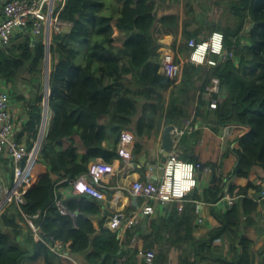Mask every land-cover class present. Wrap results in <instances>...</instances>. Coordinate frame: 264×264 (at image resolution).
<instances>
[{"label":"trees","instance_id":"1","mask_svg":"<svg viewBox=\"0 0 264 264\" xmlns=\"http://www.w3.org/2000/svg\"><path fill=\"white\" fill-rule=\"evenodd\" d=\"M196 1L183 0L181 15H160L161 9L175 7L181 0H61L54 8L53 17L71 27L52 37L48 98L52 119L38 159L46 170L27 190L20 209L27 215L39 212V235L68 243L74 258L84 256L83 264H111L112 258L117 263L123 259L122 264H137L138 249L118 254L129 245L133 232L126 231L123 238L103 228L102 222L95 230L92 219L102 209L98 200L86 195L65 199L63 188L87 173L92 162L110 163L116 158L113 150L123 130L133 129L137 137L134 155L158 136L163 125L180 126L191 110L214 133L225 126L246 128L231 149L235 164L223 175L219 164L212 163L215 182L202 189V196L196 186L180 212L176 205L167 218L150 223L140 234L142 252L153 251L162 234H167L168 244L178 252L177 264H264V247L255 253L244 232L256 226L252 216L264 183L252 179L258 169L264 171V0H212L214 6L225 8L224 26L198 21L200 0ZM250 24L254 26L246 33ZM216 30L223 33L225 48L233 52V58L209 69L184 64L177 83L159 73L162 40L172 38L171 48L179 62L178 57L190 53L189 39L198 43ZM247 36L250 43L243 44ZM43 58L42 37L33 39L29 28L0 49V86H8L10 98L24 104L26 119L16 139L27 150L34 145L41 123ZM24 74L27 81L22 79ZM213 77L219 79L226 96L210 110L201 93ZM139 98H144L140 115ZM180 158L189 161L183 154ZM230 175L248 179L247 185L227 183ZM225 193L239 201L224 210L211 209L219 227L204 237H193V201L214 206ZM57 197L69 211L77 212L75 220L58 212ZM20 209L12 202L0 215V264H48L53 255L45 244L34 240L29 229L23 241L18 240V223L25 225ZM224 239L233 243L230 253L237 245L232 260L215 253V244ZM56 259L57 264H72L62 257ZM168 263L166 251L159 250L152 264Z\"/></svg>","mask_w":264,"mask_h":264},{"label":"built area","instance_id":"2","mask_svg":"<svg viewBox=\"0 0 264 264\" xmlns=\"http://www.w3.org/2000/svg\"><path fill=\"white\" fill-rule=\"evenodd\" d=\"M59 1L61 0H0V49L10 45L15 34L21 33L22 30L25 31L28 28L33 38L43 37L47 26L51 37L63 33L65 28L69 27V23L53 17L54 8ZM216 35L221 37L219 41L214 39ZM217 43L219 44V50L214 51V46ZM46 44H48V41ZM187 45L190 53L188 57H178L179 62L176 61V52L171 47V49L160 48L162 52V54L160 53V74L177 83L180 80L184 64L188 63L195 67L209 69L215 67L220 61L233 58V52L225 48L223 33L218 30L213 31L206 40L198 43L195 39H189ZM204 45H207V47L201 54L200 49ZM8 91V86H0V154H6L12 165V179L3 199L5 201L4 205L9 206L13 202L20 209L25 204V193L34 182L36 176L35 168L39 163L40 154L34 145L27 150L25 143L16 139L19 129L15 125L13 111L11 112V98ZM201 94L203 99L208 102L209 109L214 110L219 102L225 98L226 91L221 87L219 79L213 77L210 79L209 84L204 87ZM234 128H238L242 132L246 131L243 126L221 127L224 131L222 138L226 136L230 129ZM191 130V120H188L182 128H175L172 131L174 144L163 164L161 176L158 180L153 181L150 175V169L152 168H150L144 180H137L131 184L129 188L130 194L140 200L138 210L130 217H126L120 212L114 213L108 222L110 230L120 233L121 237H123L122 232L125 233L128 230L133 232L134 226L141 218L149 217L154 213V204L156 203L177 205V210L179 212L182 210L183 204L188 201V195L197 186V172L200 170L195 163L182 160L178 152L179 138ZM134 142V134L131 131L123 130L117 143V154L126 160L131 159V148ZM205 168H203L205 172L209 173L210 168ZM111 171L112 167L109 164L101 163L99 160L92 162L89 164L88 172L71 180L69 186L77 195L86 194L97 200H102L104 193L97 188V185L103 175ZM11 191L13 192L11 193ZM9 194L10 197L7 198ZM223 197L226 203L225 207L233 205L237 198L228 193H225ZM193 205L196 223L202 225V211L206 204L203 201L195 200ZM56 206L61 215H68L75 220L77 212L69 211L58 197L56 198ZM21 215L25 220L26 228L31 231L36 242L45 244L48 250L57 257L67 259L72 264H81L80 261L71 255L68 243L55 242L52 237L46 240L39 235V226L36 223L40 217L39 212L27 215L21 211ZM135 239L136 234H133L131 241L134 242ZM138 256L143 259L144 264L153 263L154 254L152 251H140ZM117 264H122V262Z\"/></svg>","mask_w":264,"mask_h":264},{"label":"crops","instance_id":"3","mask_svg":"<svg viewBox=\"0 0 264 264\" xmlns=\"http://www.w3.org/2000/svg\"><path fill=\"white\" fill-rule=\"evenodd\" d=\"M199 0H197L195 3H197ZM206 1V0H202ZM182 2L175 7H166L161 9L160 15H166V14H182ZM206 3V2H204ZM209 4L206 3V6L203 7V3L197 4V19L201 22H212L215 25H217L220 22V19L217 15H210L209 17L206 16V13L209 11ZM205 8H207V11L205 12ZM69 23V22H68ZM69 27L65 28L64 32H66L70 27L71 23L68 25ZM249 26V25H248ZM247 26V27H248ZM246 27V28H247ZM251 30V29H250ZM181 29L179 30L178 39L177 42H179L181 37ZM246 32V31H245ZM248 33V32H246ZM19 34V33H18ZM17 35V34H15ZM114 36H118V31L115 30ZM33 38V37H32ZM37 39V38H33ZM52 37L49 34L48 26L45 30V33L42 37V40L44 42V58H43V65H42V92H43V110H42V116H41V123L37 135V139L35 141L34 147L39 152H41L42 145L44 143V140L46 138V135L48 133V129L51 123L52 119V112L48 105V98L50 95V86H49V76L50 72L52 70V57L50 56V48L47 51V46L52 45ZM48 41V44L45 45V43ZM243 41V39H242ZM172 44V38L167 37L166 39L161 41V47H165L166 49H171ZM11 45V43H10ZM9 46V45H8ZM162 54L161 49L159 50V54ZM48 60V62H47ZM51 61V62H50ZM51 65V66H50ZM45 71V72H43ZM26 85V84H23ZM22 85V88H25ZM29 87V86H28ZM26 90V93L29 91L28 88L24 89ZM26 99H28L27 94H23ZM10 107L11 112L13 111V118L15 125L19 129L21 124L26 119V114L23 110L24 104L23 102L17 101L16 99H11L10 101ZM190 115L187 119L183 120L182 124L180 126H174L176 129H180L184 126V123L187 122V120L191 119V127L192 130L186 133L185 135L181 136L179 138L178 142V152L179 155L183 154V156L186 157L189 161H192L194 163L195 161H200L201 164L205 165L203 168L208 167L210 168V172L206 173L205 169L202 168V170H199L197 172V186L200 189V194L202 192V189L208 187V185L211 183V165L212 163L219 164L220 166V172L223 175H227L231 170L233 165L235 164V157L232 153L231 149L233 147H236V139L240 134L243 132L240 131L238 128L230 129L224 138H222L223 135V129H218V132L214 133L206 123L205 120L199 118H195V112L189 111ZM140 115V114H138ZM190 118V119H189ZM165 126L163 125L158 136L151 139V141L143 145L141 151L137 154L132 153L131 159H124L120 157L117 152V145L115 149L113 150L115 154L118 156L114 158L110 163H105L102 160L101 163L109 164L112 167V171L110 173H105L103 177L99 180V183L97 185V188L102 190L104 193V198L102 201V209L96 218L92 219V224L95 228V230L98 231L99 229V223L102 222V227L109 229L108 222L110 221L112 215L114 213L120 212L122 215L126 217H130L134 213L137 212V208L140 205V200L138 198L133 197L130 192L129 188L131 184L137 180H144L145 175L148 174V170L150 168L151 171V178L153 181H156L159 179V177L162 174V168L163 164L166 160V157L168 156V153H165L161 150V134L163 132V128ZM133 133V129L128 130ZM172 134V133H171ZM135 137V142L131 148L132 152L135 146V143L137 142V137ZM172 137L173 134H172ZM181 140H182V146H181ZM181 146V147H180ZM186 152H188V156H186ZM185 153V154H184ZM191 159V160H190ZM97 160V161H98ZM199 162V163H200ZM11 161L8 158L6 154H0V215L5 211L7 208L5 204V201L3 199L5 195V191L10 185L11 179H12V173H11ZM46 170L45 165L42 163H38L35 172L36 177L38 175H41ZM227 183H232L233 185H237L240 187H245L248 183V179L235 177L233 175H230L229 178H227ZM253 181L256 183L261 182V180H264V171L261 169H258L256 174L252 177ZM252 181V182H253ZM196 188V187H195ZM262 191L259 192V207L257 209V213L252 216L253 220L255 221L256 226H253L251 229L244 230L245 236L250 239L253 242V251L256 253L261 245L264 243V183L261 184ZM226 191V190H225ZM62 196L65 199H69L70 197H80L82 195H77L72 191V188L70 186H67L66 188H63L62 190ZM249 196L254 195V191L250 190L248 192ZM89 198H93L89 195H86ZM10 197V194L7 196V198ZM6 198V199H7ZM189 196L187 197V199ZM239 201L238 197L236 198L235 202ZM263 203V204H262ZM206 204V203H205ZM225 200L224 197L214 206H210L209 204H206L203 207V224L198 225L196 223V220L193 222V231L192 235L196 239L200 237L206 236L212 229L219 227V223L214 218V216L211 214V209H222L225 208ZM154 213L146 218H141L138 223L134 226L133 234H136V239L134 242H129L128 246L121 247L119 252L126 253L128 250H131L133 248L138 249V254L140 251H142L143 247V240L140 237V234L148 230L150 223L161 220L163 218H167L170 215V212L172 211V208L176 205L171 204H154ZM20 233L18 235V240L23 241L25 238L26 227L22 222L18 223ZM6 230V229H4ZM7 231H10L8 229ZM123 238H124V232ZM163 238L159 241L160 244H156L153 249L154 258L155 255L158 253L159 250H161L164 247H167L169 255V263L168 264H177L178 263V252L174 247H170L168 245L167 234H162ZM233 243L230 244V242L226 241L225 239L222 242H217L215 246L217 247V251L215 252L217 255L227 258L228 260L233 259V253L237 252L236 247H233V252L230 253V249L232 248ZM69 248V245H68ZM51 253V252H50ZM52 254V253H51ZM137 254V264H141L143 262V259L139 257ZM53 255V254H52ZM76 259L80 261L81 264L84 263V256L83 255H75ZM57 256L53 255V257H50V261L48 264H57ZM153 258V261H154ZM114 258H112L113 260ZM258 260V259H257ZM120 260V262H122ZM112 262V261H111ZM119 262V263H120Z\"/></svg>","mask_w":264,"mask_h":264},{"label":"rangeland","instance_id":"4","mask_svg":"<svg viewBox=\"0 0 264 264\" xmlns=\"http://www.w3.org/2000/svg\"><path fill=\"white\" fill-rule=\"evenodd\" d=\"M221 1V0H220ZM206 3L207 4H209V11L206 13V16H210V15H215L216 17H217V15H218V17H219V19H220V22H219V24L221 25V26H224L225 24H226V21H227V19H228V17H227V15L225 14V12H224V7L223 6H219V7H217L216 5L214 6L212 3V0H206ZM206 3H203V7H205L206 6ZM224 4V3H223ZM225 5V4H224ZM207 11V8H205V12ZM250 31V30H249ZM64 32V31H63ZM21 33H23V30L21 31ZM242 43L243 44H248V43H250L249 42V40H248V36L245 38V39H243V41H242ZM50 48V45L49 46H47V51H48V49ZM51 57H53L52 56V54L50 55ZM47 62H48V60H47ZM51 62V61H50ZM51 66V65H50ZM42 72V71H41ZM43 72H45V71H43ZM41 76H43V74L41 75ZM44 77V76H43ZM22 79L23 80H25V81H27V79H29V77L27 76V74H24L23 75V77H22ZM40 81L42 82L43 81V79H42V77L40 78ZM22 85H23V83H21ZM18 94H19V92H18ZM17 95V94H16ZM144 101V98H139V100H138V102H139V104H138V109H137V113L138 114H140V112H141V110H142V108H141V103ZM190 119V118H189ZM188 121V120H187ZM194 162H196V163H199L200 161L198 160V161H195L194 160ZM200 164V170H202V168H203V164H201V162L199 163ZM227 242H228V240L227 239H225ZM169 245V244H168ZM171 246L169 245V248H170ZM264 247V243H263V245H261L258 249L260 250V249H262ZM162 251H166V253L169 255V252H168V249H167V247H164V248H162L161 249Z\"/></svg>","mask_w":264,"mask_h":264},{"label":"water","instance_id":"5","mask_svg":"<svg viewBox=\"0 0 264 264\" xmlns=\"http://www.w3.org/2000/svg\"><path fill=\"white\" fill-rule=\"evenodd\" d=\"M254 26V24H250L247 28H246V32H249V30L252 28ZM175 129V127H174V125H167V126H165L164 128H163V132H162V134H161V143H162V145H161V150L163 151V152H165V153H168V152H170L171 150H172V148H173V144H174V137H172V131ZM195 163V165H198L199 167H200V164L199 163H196V162H194ZM203 166H205V165H203ZM211 183H214L215 182V180H216V174H215V171H214V167L212 166L211 167ZM40 175H38L37 177L35 176V179H34V181L35 180H37V178L39 177ZM33 184H34V182H33ZM32 184V185H33ZM32 187V186H31ZM203 194L201 193V196H202ZM98 202L100 203V204H102V201L101 200H98ZM122 252H118V254H121ZM122 254H124V253H122ZM118 262V260L117 259H113L112 260V262H111V264H116Z\"/></svg>","mask_w":264,"mask_h":264},{"label":"clouds","instance_id":"6","mask_svg":"<svg viewBox=\"0 0 264 264\" xmlns=\"http://www.w3.org/2000/svg\"><path fill=\"white\" fill-rule=\"evenodd\" d=\"M214 39L216 40V41H219L220 39H221V37L219 36V35H216L215 37H214ZM207 47V45H204V46H202L201 47V49H200V53L202 54L203 53V51H204V49ZM160 50V49H159ZM219 50V44L217 43L215 46H214V51H218ZM191 120V119H190ZM133 153V152H132ZM169 153V152H168ZM117 264V263H116Z\"/></svg>","mask_w":264,"mask_h":264},{"label":"bare ground","instance_id":"7","mask_svg":"<svg viewBox=\"0 0 264 264\" xmlns=\"http://www.w3.org/2000/svg\"><path fill=\"white\" fill-rule=\"evenodd\" d=\"M13 191H11V193H12Z\"/></svg>","mask_w":264,"mask_h":264}]
</instances>
